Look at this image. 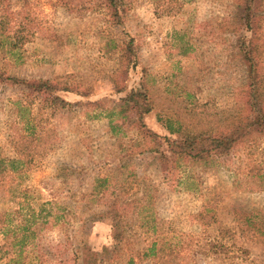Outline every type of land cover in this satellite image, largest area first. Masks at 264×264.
Returning <instances> with one entry per match:
<instances>
[{
  "label": "rangeland",
  "instance_id": "obj_1",
  "mask_svg": "<svg viewBox=\"0 0 264 264\" xmlns=\"http://www.w3.org/2000/svg\"><path fill=\"white\" fill-rule=\"evenodd\" d=\"M114 1L117 11L104 0H0V31L17 43L0 48V69L51 86L0 85V264H264V136L179 164L169 143L182 140L165 124L200 118L223 137L247 99L236 45L251 34L234 31V0ZM127 45L126 91L116 93ZM75 85L91 94L64 91ZM131 90L149 95L158 152L127 125L109 128L105 109ZM18 134L28 158L16 154ZM113 193L131 206L113 211Z\"/></svg>",
  "mask_w": 264,
  "mask_h": 264
},
{
  "label": "trees",
  "instance_id": "obj_2",
  "mask_svg": "<svg viewBox=\"0 0 264 264\" xmlns=\"http://www.w3.org/2000/svg\"><path fill=\"white\" fill-rule=\"evenodd\" d=\"M105 6L110 10L117 11V5L114 0H104ZM257 3H259L257 5ZM1 4V3H0ZM261 0H234V10L231 15V22L235 25L234 31L238 32L240 27L245 29L251 34L248 41L239 40L236 45V54L246 65L247 70V84H246V97L242 107H238L237 112L227 120L225 123L226 133L223 137H215L209 130L201 123V119H190L189 123L177 120V127L172 126L171 122L166 121V128L170 134H177L181 138V143L170 142L169 150L175 156V163L185 162L188 165L200 164L212 157H220L228 155L230 150L238 143H246L250 137L256 134L259 137L264 136V40L262 41V20L264 15L258 13L260 10ZM114 11V12H115ZM261 41V42H260ZM6 48L8 52L14 53L17 49V43L13 41V37L5 35L0 31V48ZM121 61L119 68L113 79L115 92L121 93L126 91L125 81L128 76V69L131 66V48L127 45L121 50ZM134 65V62H133ZM0 85H22L33 93L41 94L50 90L51 86L48 81L44 80H26L20 79L13 75H9L6 71L0 69ZM78 85L73 87H66L64 91L75 93L81 97H86L91 94L90 89H78ZM40 100V99H39ZM42 101V100H41ZM52 102L60 105L61 108L68 106L63 99L58 96L53 97ZM121 105L110 109H105L106 116L109 119V128L112 134H117L119 129L127 125L138 132L142 139L148 140L146 148L149 152H158L161 146V141L155 133H153L145 124V117L152 111V103L146 91L131 90L123 99ZM190 104V103H188ZM187 109V108H186ZM20 113L23 112L19 110ZM186 115H202V113H195L193 109H187ZM21 115V114H20ZM117 117H121L120 124L114 123ZM203 117V115H202ZM121 120V119H120ZM29 124V123H28ZM203 125V126H200ZM200 126L201 129L195 131V127ZM35 130V126L31 125ZM19 138L14 144L16 154L22 158H28L21 149L26 143L23 138L25 135L18 134ZM29 143H34L36 135L31 134ZM168 141V139L166 140ZM10 163L17 161H8ZM6 168V159L0 158V183L4 178ZM105 179H99L95 185V189L100 188ZM120 188H124L120 186ZM112 202L113 211L120 210L131 206V203L122 201L118 194ZM104 192L99 194V197L105 198ZM24 232L27 231L26 227H22ZM5 233V231H3ZM33 235V233H32ZM89 251V250H87ZM86 251V252H87ZM94 253L87 254L85 262L92 261ZM95 262V259H94Z\"/></svg>",
  "mask_w": 264,
  "mask_h": 264
}]
</instances>
